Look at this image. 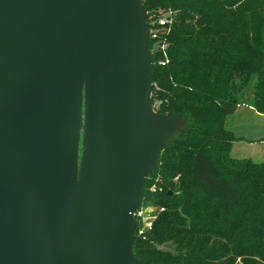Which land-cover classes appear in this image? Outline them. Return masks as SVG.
I'll return each mask as SVG.
<instances>
[{
	"label": "water",
	"instance_id": "water-1",
	"mask_svg": "<svg viewBox=\"0 0 264 264\" xmlns=\"http://www.w3.org/2000/svg\"><path fill=\"white\" fill-rule=\"evenodd\" d=\"M148 36L141 0H0V264H136L145 180L185 124L153 109Z\"/></svg>",
	"mask_w": 264,
	"mask_h": 264
},
{
	"label": "trees",
	"instance_id": "trees-1",
	"mask_svg": "<svg viewBox=\"0 0 264 264\" xmlns=\"http://www.w3.org/2000/svg\"><path fill=\"white\" fill-rule=\"evenodd\" d=\"M141 1L151 29L172 15L146 43L153 109L185 124L145 180L139 207H158L150 229L134 216L136 264H264V161L232 157L226 126L240 105L264 114V0Z\"/></svg>",
	"mask_w": 264,
	"mask_h": 264
},
{
	"label": "rangeland",
	"instance_id": "rangeland-1",
	"mask_svg": "<svg viewBox=\"0 0 264 264\" xmlns=\"http://www.w3.org/2000/svg\"><path fill=\"white\" fill-rule=\"evenodd\" d=\"M226 126L238 137L231 144L232 157L250 158L254 162L264 161V114L254 112L247 105H240L228 116ZM81 135L82 132L78 145L79 155L82 151ZM157 207L151 205L148 208L155 211Z\"/></svg>",
	"mask_w": 264,
	"mask_h": 264
},
{
	"label": "built area",
	"instance_id": "built-area-1",
	"mask_svg": "<svg viewBox=\"0 0 264 264\" xmlns=\"http://www.w3.org/2000/svg\"><path fill=\"white\" fill-rule=\"evenodd\" d=\"M172 21V15L169 11H162L160 10L158 12V17L156 21V27L155 28H149V36H151L153 39L157 38L159 36V29L161 28H167L168 25ZM148 36V37H149ZM163 45H160L157 47V50H163ZM162 64H164L162 62ZM163 207L158 208V212L163 211ZM136 217L138 222L142 224V230L143 229H150L152 226V221L155 218V215L153 214V211L149 210L148 207L142 208L138 207L137 210L134 212L133 217ZM141 232V230L139 231Z\"/></svg>",
	"mask_w": 264,
	"mask_h": 264
},
{
	"label": "crops",
	"instance_id": "crops-1",
	"mask_svg": "<svg viewBox=\"0 0 264 264\" xmlns=\"http://www.w3.org/2000/svg\"><path fill=\"white\" fill-rule=\"evenodd\" d=\"M249 109L253 110L251 107L248 106ZM254 111V110H253ZM255 112V111H254ZM257 113V112H256Z\"/></svg>",
	"mask_w": 264,
	"mask_h": 264
}]
</instances>
